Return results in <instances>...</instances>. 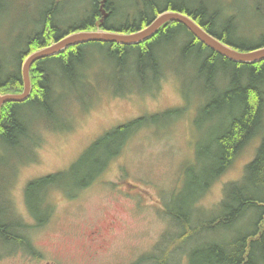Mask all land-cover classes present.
<instances>
[{
  "label": "trees",
  "instance_id": "16d2710c",
  "mask_svg": "<svg viewBox=\"0 0 264 264\" xmlns=\"http://www.w3.org/2000/svg\"><path fill=\"white\" fill-rule=\"evenodd\" d=\"M61 1L0 0V92H21L23 59L68 33L97 27L130 33L166 10L187 14L209 34L233 48L248 51L264 46V37L256 42L246 41L258 33L242 29L239 21L243 8L237 7L238 0H214L218 7L213 0H132V12L126 10L125 0H105L103 5L101 0H83L89 3L88 8L83 6L80 15H70L67 21L62 20L64 14L59 15ZM241 1L246 3L245 13L256 22L257 29L262 27V34L264 0ZM101 7L106 17H102ZM246 31L248 39L243 36ZM91 44L100 47L113 62L114 70L124 75V83L129 76L142 82L150 76L158 83L165 70H170L179 76L182 91H189L191 86L207 95L203 103L199 102L197 121L217 117L214 113L223 116L217 131L209 134L207 143L197 150L194 163L184 169V192L165 204L170 232H165L167 235L161 237L160 243L156 242L160 245L157 253L146 256L145 261L176 264L175 252L180 244L183 251L187 249L182 252L187 264H264V60L231 61L208 48L178 22L165 23L151 38L136 44L88 42L34 62L29 73L32 88L28 98L7 102L0 108V153H3L0 169L9 165L10 175L9 179L0 175V216L8 220L3 222L0 217V249L19 243L31 247L11 233L17 235L16 227L24 228L25 217L19 212L16 199L13 201V171L18 164L9 157L21 153L25 161L34 158L31 155L41 137L32 129L26 110L66 117L62 114L63 107L66 99L77 97L73 92L79 87L93 91L88 77L83 76V69L94 56ZM64 89L69 95L63 97L61 104L60 92ZM141 120L139 117L105 132L67 170L27 181L22 189L28 212L25 215L42 225L46 220L44 214L48 211L50 216L49 209L54 207L48 196L57 186L51 185L61 183V188L71 187L74 191L89 185L120 151L127 135L137 128L135 123ZM254 138L258 144L241 178L224 185L222 198L211 208L197 206L202 192ZM198 165L200 174L196 172ZM193 190H200L196 192L199 195L192 196ZM168 241L176 247L164 254Z\"/></svg>",
  "mask_w": 264,
  "mask_h": 264
},
{
  "label": "rangeland",
  "instance_id": "374dc122",
  "mask_svg": "<svg viewBox=\"0 0 264 264\" xmlns=\"http://www.w3.org/2000/svg\"><path fill=\"white\" fill-rule=\"evenodd\" d=\"M88 5L83 0H62L59 15L64 14L62 20L67 21L68 16L80 15L82 7ZM133 6L132 0H125L126 10L132 12ZM245 6L238 0L237 7L243 8L240 25L258 35L248 39L246 31L243 36L248 42H256L264 37V32L261 34L262 27L257 29L256 22L246 15ZM89 47L95 49L94 56L83 69V76L88 77L93 91L79 87L73 92L77 97L66 99L67 106L63 107L66 117L26 110L32 129L41 137L31 155L34 158L25 161L21 153L9 157L18 164L13 171V201L16 199L18 210L25 217L24 228L16 227L17 235L11 233L31 247L20 243L4 246L0 249L4 251L0 264H149L146 256L157 253L161 237L170 232L166 209L162 213L165 203L184 192V169L194 163L197 150L221 124L223 116L218 113L212 119L196 120L199 102L203 103L207 95L191 86L189 91H182L179 76L170 70H165L158 83L150 76L144 83L129 76L124 83V75L114 70L113 62L102 49L96 44ZM60 93L62 104L69 93L65 89ZM165 112L172 115L165 117ZM137 116L142 120L135 123L137 128L127 135L123 147L104 170L76 191L61 188V183L51 185L57 186L48 196L54 207L49 209L50 216L48 211L44 214V222L39 220L47 224L29 227L34 221L25 215L28 212L22 189L26 182L68 169L97 138ZM257 144L258 139L254 138L237 153L230 166L202 192L197 206L211 208L220 201L224 185L241 178ZM2 156L1 152L0 160ZM8 166L0 169V175L7 179ZM196 172L200 174L199 165ZM199 191L190 193L194 196ZM0 217L3 222L8 221ZM172 246L175 248L176 244L168 241L164 254L171 252ZM177 246L176 264H187L182 253L187 249L183 251V246Z\"/></svg>",
  "mask_w": 264,
  "mask_h": 264
},
{
  "label": "water",
  "instance_id": "95a60500",
  "mask_svg": "<svg viewBox=\"0 0 264 264\" xmlns=\"http://www.w3.org/2000/svg\"><path fill=\"white\" fill-rule=\"evenodd\" d=\"M102 15L106 12L102 10ZM167 22L181 23L200 42L216 53L237 63H253L264 60V46L243 51L227 45L215 38L195 22L187 14L166 10L154 17L146 26L130 33L103 30L99 27L93 30H80L68 33L48 45L30 52L22 61L21 76L23 89L21 92H0V108L7 102H22L31 92L30 68L37 60L59 54L67 48L87 42H107L119 44H136L152 37Z\"/></svg>",
  "mask_w": 264,
  "mask_h": 264
}]
</instances>
